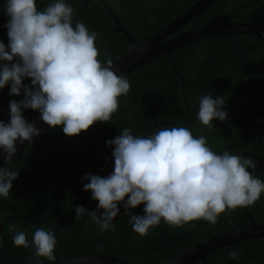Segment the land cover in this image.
<instances>
[{"label": "clouds", "instance_id": "1", "mask_svg": "<svg viewBox=\"0 0 264 264\" xmlns=\"http://www.w3.org/2000/svg\"><path fill=\"white\" fill-rule=\"evenodd\" d=\"M3 10L8 17L4 25L8 44L0 41L4 62L0 89L8 85L10 96L23 91L21 100L9 101V121L0 120L5 161L0 167V197L9 198L19 177L18 169L6 167L17 151L15 142L31 144L41 132L24 118V109L38 110L43 122L53 128L62 126L67 136L78 135L97 121L110 122L119 108L118 97L126 95L131 85L125 75L113 70L107 53L103 62L98 59V34L82 22L73 26L74 10L64 0H54L42 11L36 0H5ZM26 77L30 86L22 83ZM198 99L196 118L202 125L212 128L214 119H228L223 96L208 93ZM119 133L106 141V146H113V171L105 177L90 172L81 177L88 181L83 190H91V199L98 201L96 210L77 205L74 221L87 216L106 231L115 228L112 221L120 212L118 204L125 211L143 204V214L130 215L128 222L144 236L162 219L173 227L194 220L216 224L221 213L252 205L264 193V181L255 175L257 161L229 151L218 154L205 136H194L186 127H164L143 137L134 136L130 128ZM8 229L15 246L33 250L29 259L35 258L36 264H43L41 257L49 264L56 261L57 240L51 229L37 227L31 242L15 224ZM239 255L235 250L228 253L233 260Z\"/></svg>", "mask_w": 264, "mask_h": 264}, {"label": "flooded vegetation", "instance_id": "2", "mask_svg": "<svg viewBox=\"0 0 264 264\" xmlns=\"http://www.w3.org/2000/svg\"><path fill=\"white\" fill-rule=\"evenodd\" d=\"M93 1H97L108 12L105 8V3L109 9L108 14L110 20H105L101 16L99 18L103 25H107L108 27L112 26V29L117 26L112 16L113 13L130 32L120 18V15H118V13L121 14L118 12L121 8L116 12L112 10H115L118 6H122V0H113L111 2L108 0H102L103 2L100 0H88L86 1V7L83 6L84 0H77V4L80 6V9L84 10L87 9L88 5ZM170 1L169 10H173L177 3L174 0ZM196 1L197 0H184L183 3H186V7H188ZM48 2L53 3L54 0H42L39 3L37 2V7L41 6V9L38 10L42 11V6L45 5V7H47L49 5ZM64 2L67 3V0H64ZM68 2L73 10H75V0H68ZM239 2L240 0L230 1L227 6V11H229L227 17L213 22L250 21L264 25V0L252 2L254 4L251 5V7L250 4H248L245 8L244 6L239 8L243 10L242 16H238L236 11L240 5ZM4 7L5 0H0V41L7 46V28L4 25L8 17L4 13ZM124 9L126 10V8ZM124 9L122 8L121 10ZM202 15L203 14H198L193 17L179 28L176 33L205 24L202 23L191 26V24L200 20V16ZM166 16L167 15L164 14V19ZM132 24L135 25V23ZM153 29L156 30L158 27H153L152 29L148 28V31H146L140 39L155 31ZM199 49L204 50V55H199ZM185 50L189 52L192 51V56H188ZM176 53L180 56V60L183 59L185 61L186 68L185 72H181L174 64L175 69L182 77L181 83L179 75H177L171 67L173 76L176 77L175 84H177L172 90L173 92H178L179 95L178 98L173 96L170 101H176L173 104L179 106H170L169 99L171 98V94L166 91L167 82L165 76L156 74L157 77L163 80V83H161L160 87L157 89L149 88L150 85H148L146 89H140L144 92L145 102H139L138 99H141V96L137 93L131 95V97L125 98L126 101L132 103L131 108L134 109V115L128 117L129 121L122 129L130 128L134 136L143 137L151 135L164 127H186L192 131L194 136H205L208 146L218 154L223 151H229L231 154L251 157L254 161H257L255 175L264 181V148L261 146L264 143V43L262 39L252 34L210 36L191 42L177 49ZM163 58L169 61L168 57L165 56ZM157 60L162 63V59ZM216 63L218 64L215 65ZM144 65L152 71L151 73L153 75L155 74L153 67L160 64L152 61L150 64ZM219 65L224 70L223 77H217L218 74L214 72V68H218ZM24 83L30 86V78H24ZM208 93L212 94L214 98L215 96H223L225 98L224 110H226L228 114V119L225 121L214 119L212 121L214 127L212 128L202 125L196 118L199 109L198 98ZM178 99L180 100L179 104L177 103ZM140 111L143 113H140ZM257 120L259 123H257ZM60 127L61 126H56L53 129L58 130ZM76 136L82 138L79 134ZM61 137L68 136L62 135ZM61 140H63V138H61ZM106 141L104 142L105 144ZM89 143L90 140L87 139L83 145L70 149L69 152L84 156L85 148ZM102 145L103 144H100L99 147L95 148L96 151L93 154L99 156L96 162H103V167L95 170L88 166V172L105 177L108 176L114 168V160L111 155L113 146H110L109 149H103L101 147ZM86 161L93 160L86 156ZM248 171L251 172V169H248ZM81 183L83 186L84 182L81 181ZM59 193V199L53 202H46L43 209L40 210V213L46 212L50 217H58L59 222H55V236L57 230L61 231L63 229L62 232L58 233L68 237V239L77 244L76 254L66 259L100 253L90 251L89 247L97 243L104 244V239L100 238L99 241H97L96 238L98 236H109L108 232L113 229L101 231L99 226H97L98 228L96 229L95 224L94 232L88 235V233L91 232L90 217L89 221L82 217V221L78 225L76 224L77 221L69 224V220L66 218V215H63L64 211L60 207V201H68V198L65 192ZM84 193H86L92 204V206L89 205L85 208L89 211L96 210L98 201L91 199V190L84 191ZM88 193L90 194L88 195ZM80 206L83 205L80 204ZM118 207L120 211L123 208L122 204H118ZM119 214L112 221V223L115 224V228L118 223ZM130 215L132 214L126 215L127 222L129 221ZM73 216L75 218V211L73 212ZM83 220L88 222L86 228L82 224ZM250 224L261 226V228L264 229V193H261L260 199L252 205L237 207L235 210L231 211L230 214H228L227 210L221 213L216 224H210L205 220H194L184 224L182 227H173L169 226L162 219L160 224L154 226L147 235L141 236L138 233H134L133 243H141L139 240L145 241L144 245L142 243V245L137 244L136 251L134 252L143 256L145 264H162L216 234L224 233L235 228L245 227ZM69 226L74 227V229L67 231ZM154 231H156V234H153ZM150 232L152 233L150 234ZM233 250L240 253L238 259L233 260L229 258L228 253ZM257 250L264 254V235L260 233L258 236L234 241L207 253L204 257L206 261L203 259H196L189 264H264V256L261 260L254 257L252 258L254 251L256 252ZM114 255L128 264H132L125 257ZM40 259L43 261V264H49L46 258L41 257ZM56 261L63 260H59L56 256ZM22 262L36 263V261Z\"/></svg>", "mask_w": 264, "mask_h": 264}, {"label": "trees", "instance_id": "3", "mask_svg": "<svg viewBox=\"0 0 264 264\" xmlns=\"http://www.w3.org/2000/svg\"><path fill=\"white\" fill-rule=\"evenodd\" d=\"M41 1L42 0H36V4ZM108 1L111 2L113 0ZM122 1V6H118L115 10H112L116 12L120 8H126V10L120 9L118 12L121 14L118 13V15H120V18L124 22L125 26L137 40L140 39L146 31H148V28H161L164 24L171 21L175 16L190 6L186 7L187 4L183 3L184 0H174L177 4L173 10H169L170 0ZM230 1L232 0H217L212 3L205 10L199 13L203 14L200 16L201 19L191 24V26L225 19L229 12L227 11V6ZM256 1L258 0H240V5L238 6V9H236L237 15L242 16L243 10L239 8H242L243 6L245 8L248 4H250L251 7V5L254 4L252 2ZM48 3L50 4L52 2ZM66 4H69L68 0ZM74 5L76 9L74 10L72 21L73 26L76 22H82L86 25L90 32L95 31L98 34L95 43L100 53L98 59L101 62L105 59V53L108 54V57L113 59L125 50L128 42L124 35L112 29V26L108 27L107 25L105 26L101 23L99 19L100 16L105 20H110V17L108 12L97 1L91 2L87 9L84 10L80 9V6L77 4V0H75ZM42 7L44 9L45 5ZM37 8L41 9V6ZM164 14L167 15L165 19L163 17ZM258 19L261 20L260 18ZM132 23H135V25ZM185 52L188 56H192L191 54H193L192 51L189 52L185 50ZM199 55H204V50L199 49ZM163 57L165 56L157 58L162 59V63L157 59L153 60V62L160 64L153 67L155 74L152 75V71L144 65L134 69L126 76L131 87L126 95L118 97L119 108L112 114L110 122H95L88 130L82 131L79 134L82 138L77 137L76 135L61 137L62 135H65L62 131V126L58 130L50 127L37 139L32 141V143L29 144L22 152L24 156L38 157L31 160L12 161L6 165L9 169H18L19 177L13 181V187L11 189L12 195L9 198L0 197V212H6V215H0V229H2L0 230V259L36 261L35 258L29 259V257H34V253L31 248H24L13 244L14 234L9 231L8 225L15 224L17 226V231L26 232L29 242H31L33 232L37 227H45L46 229H51L54 232L56 227L55 222L58 223L59 218L50 217V215L46 212L40 213V210L43 209L46 202H53L54 200L59 199V192H65L68 198V201H60V207L64 211L63 215H66V218L69 220V224L75 222L73 216L75 206L80 204L84 207L89 205L92 206L88 196L83 191V186L81 185V181L84 183H88V181L82 180L81 177L89 171L88 166L95 170L103 167V162H96L99 156H95L93 154L96 151L95 148L99 147L100 144H103L101 146L103 149H109L110 146H106L104 142L118 136L120 134L119 131L129 121L128 117L134 115V109L131 108L132 103L126 101L125 98L131 97V95L137 93L141 96V99H138L139 102H145L144 92L140 89H146L148 88V85H150L149 88L157 89L160 87L161 83H163V80L157 77L156 74H162V76H165L167 82L166 91L171 94L169 101L173 96L178 98L179 93L175 91L173 92L172 90L177 85L175 84L176 77L173 76V70L170 62ZM171 58L175 66L181 72L186 71L185 61L183 59L180 60V56L177 55L176 50L171 53ZM2 63L4 62H0V64ZM217 64L218 63L215 65ZM223 71L224 70L220 65L218 68H214V72L218 74L217 77H223ZM22 83L25 84L24 79ZM8 93L9 86L6 85L0 91V120H3L5 123H7L10 119L8 107L9 101H19L23 98V91H21V95L19 96H10ZM175 102L176 101L174 100L170 101V106L176 107L177 104H173ZM177 103H180L179 99ZM32 111L34 110L24 109L22 114L24 116ZM140 113L143 112L140 111ZM61 138H63V140H61ZM87 139L90 140V143L85 148L84 156L69 152L70 149L83 145ZM261 146L264 148V143ZM86 156L93 161H86ZM89 194L90 193H88V195ZM143 207L144 205L141 204L135 208L129 209V211H125L124 208H122L118 216L116 228L108 232L109 236H98L96 238L97 241H99L100 238L104 239V244L97 243L92 247L90 246L89 250L104 254L120 255L128 259V261L132 264H145L143 256L134 252L136 251L137 244L144 245L145 241L139 240L142 244L136 242L133 243V236L136 232L133 231L132 225L126 221V215H142ZM83 218L89 221V217L83 216ZM81 221L82 219L78 220L76 224H80ZM87 221L83 220L82 223L85 228L88 225ZM90 225L91 232L88 233V235L95 230V223L92 220L90 221ZM97 228L98 227L96 225V229ZM73 229L74 227L69 226L67 231ZM152 229L153 227L150 228L149 231ZM62 230H57V234L55 236L57 244L54 250V255L57 256L59 260H64L74 256L77 250V244L75 242H72V240L68 239V237L62 235L61 233H58L62 232ZM151 233L152 232H150V234ZM153 234H156V231H154ZM263 256L264 254L257 250L256 252L254 251L252 258L254 257L261 260Z\"/></svg>", "mask_w": 264, "mask_h": 264}, {"label": "water", "instance_id": "4", "mask_svg": "<svg viewBox=\"0 0 264 264\" xmlns=\"http://www.w3.org/2000/svg\"><path fill=\"white\" fill-rule=\"evenodd\" d=\"M84 0L83 6L86 7L87 3ZM102 1V0H100ZM216 0H197L186 10L175 16L171 21L164 24L155 32L137 40L133 35L124 27V25L112 13V16L117 23L115 30L123 33L128 45L125 50L113 58V70L117 75H127L134 69L144 64H150L154 59L160 56L169 58L171 67L175 73L179 75L182 83V77L174 67L171 58V53L191 42L207 38L210 36L226 35V34H252L262 39L264 43V25L250 21H220L210 22L196 27L190 28L186 31L176 33L185 23L205 10L208 6ZM103 2V1H102ZM105 8L108 7L104 3ZM146 47V50H143ZM183 86V84H182ZM184 94V93H183ZM24 118L33 123L41 130L40 135L50 128L48 124L42 121L41 114L38 110H34L29 114L24 115ZM38 136H33L32 141L37 139ZM29 145L28 141L20 144L15 142L17 151L13 156V161L31 160L38 156H24L22 152ZM3 150L0 149V167L5 165L3 159ZM260 234L264 235V229L261 226L254 224L247 225L241 228H235L224 233L216 234L213 237L191 247L184 252L176 255L175 257L167 260L162 264H189L196 259L205 260V255L223 245L232 243L234 241L255 237ZM0 264H36L27 263L22 261L0 259ZM52 264H128L124 260L112 254L97 253L92 255L77 256L74 258L66 259L63 261H55Z\"/></svg>", "mask_w": 264, "mask_h": 264}]
</instances>
